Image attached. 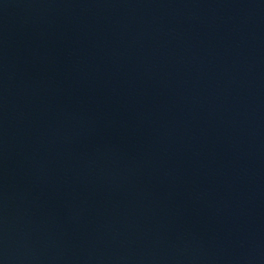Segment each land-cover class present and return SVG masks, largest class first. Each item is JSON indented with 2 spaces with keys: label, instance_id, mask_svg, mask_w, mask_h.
<instances>
[{
  "label": "water",
  "instance_id": "95a60500",
  "mask_svg": "<svg viewBox=\"0 0 264 264\" xmlns=\"http://www.w3.org/2000/svg\"><path fill=\"white\" fill-rule=\"evenodd\" d=\"M0 264H264V0H0Z\"/></svg>",
  "mask_w": 264,
  "mask_h": 264
}]
</instances>
